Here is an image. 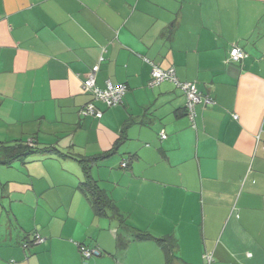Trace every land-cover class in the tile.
<instances>
[{
    "label": "crops",
    "instance_id": "crops-1",
    "mask_svg": "<svg viewBox=\"0 0 264 264\" xmlns=\"http://www.w3.org/2000/svg\"><path fill=\"white\" fill-rule=\"evenodd\" d=\"M96 64L99 87L127 85L94 101L101 117L80 113ZM153 64L214 103L191 120L174 82L149 85ZM15 140L59 153L0 163V264H168L167 236L169 264H264V0H0V142ZM117 145L91 170L114 205L98 215L79 159Z\"/></svg>",
    "mask_w": 264,
    "mask_h": 264
},
{
    "label": "built area",
    "instance_id": "built-area-1",
    "mask_svg": "<svg viewBox=\"0 0 264 264\" xmlns=\"http://www.w3.org/2000/svg\"><path fill=\"white\" fill-rule=\"evenodd\" d=\"M247 56L248 52H246L239 46H233L229 52V60L234 62H239L245 59ZM103 59L104 58H101V60ZM99 69L100 64H96L95 66H93L88 74L87 79L84 81V88L88 92L92 93L93 100L89 101L82 107V109L80 110V113L82 115H93L96 117H101L103 115V111L95 105V100L103 101L108 107L117 106L123 102V98L127 91V85L123 83L114 85L111 82H108L106 88L99 87L96 82V74ZM166 80L174 82L179 88L184 91L187 98L186 109L191 120H194L196 116V106L198 103L203 102L205 105H211L214 103V100L210 96L202 95L196 83L183 82L179 80L176 76L174 68L162 69L158 65L153 64L152 77L149 85L151 87H154ZM162 137L166 138L167 136L166 134H162ZM123 166H126L125 162L123 163ZM33 241L35 243H39L44 241V238L39 233H35V239ZM27 245L28 244L26 243L24 244L25 247ZM78 247L83 256V259L85 260L91 259L101 254V250L97 246L79 243Z\"/></svg>",
    "mask_w": 264,
    "mask_h": 264
},
{
    "label": "trees",
    "instance_id": "trees-1",
    "mask_svg": "<svg viewBox=\"0 0 264 264\" xmlns=\"http://www.w3.org/2000/svg\"><path fill=\"white\" fill-rule=\"evenodd\" d=\"M203 103V102H202ZM187 111V110H186ZM188 115V112H187ZM189 116V115H188ZM120 145V144H119ZM118 145L114 147L112 150L95 155L93 157H87L83 159H79V162L82 166L85 180L81 183L80 187L81 189L88 195L90 202L93 206V209L96 214L102 215L105 214L107 210L113 209L114 205L111 201V199L106 195V193L101 189V187L98 185L95 179H93L91 170L93 165L96 163L103 161L112 155L117 151ZM46 152H57V148H35L31 144L22 141V140H15L12 143H3L0 142V163L5 165H12L15 161H23L25 160L29 155L35 154V153H46ZM124 163V162H123ZM123 163L121 164L123 166ZM126 166L128 161H125ZM123 166V167H126ZM129 230V229H128ZM133 233V236L135 239H141V240H149V239H156L151 233L147 231H142L139 229H130ZM171 236H167L165 238H158L160 243L164 244V248L167 250V263L169 264L171 261V258L174 257L172 255L171 249H170V242H171ZM35 239V236H34ZM34 242V241H33ZM28 244L26 247L29 246L28 242H24V244ZM35 243V242H34ZM119 243L121 247H124L126 245V241L122 240V237H119ZM25 247V246H24ZM79 248V247H78ZM80 251V250H79ZM82 255V254H81ZM83 257V256H82ZM11 263H15L14 260L11 261Z\"/></svg>",
    "mask_w": 264,
    "mask_h": 264
},
{
    "label": "rangeland",
    "instance_id": "rangeland-1",
    "mask_svg": "<svg viewBox=\"0 0 264 264\" xmlns=\"http://www.w3.org/2000/svg\"><path fill=\"white\" fill-rule=\"evenodd\" d=\"M0 207H1V203H0Z\"/></svg>",
    "mask_w": 264,
    "mask_h": 264
}]
</instances>
